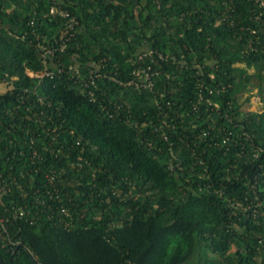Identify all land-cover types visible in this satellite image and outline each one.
<instances>
[{
	"label": "trees",
	"instance_id": "obj_1",
	"mask_svg": "<svg viewBox=\"0 0 264 264\" xmlns=\"http://www.w3.org/2000/svg\"><path fill=\"white\" fill-rule=\"evenodd\" d=\"M254 88L262 0H0V264H264Z\"/></svg>",
	"mask_w": 264,
	"mask_h": 264
},
{
	"label": "rangeland",
	"instance_id": "obj_2",
	"mask_svg": "<svg viewBox=\"0 0 264 264\" xmlns=\"http://www.w3.org/2000/svg\"><path fill=\"white\" fill-rule=\"evenodd\" d=\"M250 69L252 71L255 70L254 66H251ZM33 73V71H31ZM2 85H5L2 83ZM249 97L248 100L246 97ZM241 100L243 101V107L244 108H249L252 110H264V99L261 97V94L258 93L257 88H254L252 91H247L244 93L242 96ZM233 249L235 246L232 247Z\"/></svg>",
	"mask_w": 264,
	"mask_h": 264
},
{
	"label": "built area",
	"instance_id": "obj_3",
	"mask_svg": "<svg viewBox=\"0 0 264 264\" xmlns=\"http://www.w3.org/2000/svg\"><path fill=\"white\" fill-rule=\"evenodd\" d=\"M262 3L264 4V0H262ZM50 12L52 14H57V13H60L62 15H68L69 14V11L64 9L63 7H60L58 4H53L51 7H50ZM73 22H74V18H72ZM31 74H34V72Z\"/></svg>",
	"mask_w": 264,
	"mask_h": 264
}]
</instances>
